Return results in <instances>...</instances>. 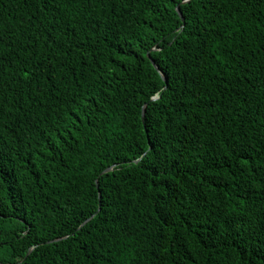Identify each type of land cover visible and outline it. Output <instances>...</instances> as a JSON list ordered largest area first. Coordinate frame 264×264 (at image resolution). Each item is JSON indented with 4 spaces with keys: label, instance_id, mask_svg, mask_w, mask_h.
<instances>
[{
    "label": "trees",
    "instance_id": "16d2710c",
    "mask_svg": "<svg viewBox=\"0 0 264 264\" xmlns=\"http://www.w3.org/2000/svg\"><path fill=\"white\" fill-rule=\"evenodd\" d=\"M0 264H264V0H0Z\"/></svg>",
    "mask_w": 264,
    "mask_h": 264
},
{
    "label": "water",
    "instance_id": "95a60500",
    "mask_svg": "<svg viewBox=\"0 0 264 264\" xmlns=\"http://www.w3.org/2000/svg\"><path fill=\"white\" fill-rule=\"evenodd\" d=\"M177 12H178V14L182 17V14H181V11H180V8H179V6L177 7ZM183 21H184V19H183ZM148 58L150 59V61L152 62V64L153 65H155V62L150 58V56L148 55ZM157 68V67H156ZM145 107L143 108V111H142V120H143V123H144V115H145ZM113 170V168H109V169H107V170H105L104 172H103V174H106V173H109V172H111Z\"/></svg>",
    "mask_w": 264,
    "mask_h": 264
}]
</instances>
